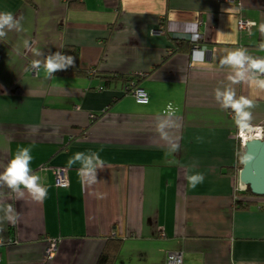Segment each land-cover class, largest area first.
<instances>
[{
    "label": "crops",
    "instance_id": "0c3cea01",
    "mask_svg": "<svg viewBox=\"0 0 264 264\" xmlns=\"http://www.w3.org/2000/svg\"><path fill=\"white\" fill-rule=\"evenodd\" d=\"M0 11L23 17V31L0 38V172L28 147L48 189L35 201L0 188L19 213L2 225L0 264H97L110 238L123 240L114 264H167L171 252L183 264H264V196L236 207L239 127L215 99V89L234 88L255 102L251 126L264 122V91L232 84L235 69L221 63L237 48L264 58V0H0ZM65 46L88 77L32 71L33 60ZM112 75L139 77L149 103L126 94L120 78L107 84ZM169 104L177 119L163 140L156 123L172 115ZM174 141L177 153L168 150ZM89 150L105 161L92 186L68 166ZM190 166L204 177L195 188ZM56 169L68 187L55 186Z\"/></svg>",
    "mask_w": 264,
    "mask_h": 264
},
{
    "label": "clouds",
    "instance_id": "9594fccd",
    "mask_svg": "<svg viewBox=\"0 0 264 264\" xmlns=\"http://www.w3.org/2000/svg\"><path fill=\"white\" fill-rule=\"evenodd\" d=\"M23 17L14 15L10 11H0V38H6L9 32L23 31L22 25ZM261 31H264V25H261ZM24 47L30 49L29 42L24 41ZM264 49V43L260 45ZM36 56H41L40 51L35 52ZM75 58L71 55H65L62 52L49 54L43 60L35 59L32 62V68L39 70L44 68L49 77L53 74L66 70L74 66ZM193 61L197 63L204 62V52L196 50L193 53ZM221 63L229 65L235 72L229 76L232 84H239L241 82H248L254 85L258 90L264 91V78H260L256 73L264 74V58H253L247 54V50L237 48L230 51L222 60ZM247 66V67H246ZM251 73L252 75H249ZM215 99L223 109H230L235 117V123L241 131L251 128L252 109L256 106L255 102L246 97L239 96L237 98L234 88L228 87L223 91L215 89ZM167 115L163 120L156 123V129L159 137L163 140H169L168 129L172 125L170 121L174 118V110L172 105L167 107ZM169 152L177 153L179 151L178 141L171 142L168 148ZM32 155L31 149L23 147L17 150L16 154L4 166L3 171L0 172V188H7L10 193H14L16 198L22 199L25 192L31 196L35 201H43L47 196V187L41 182V177L34 173L31 168ZM170 163H176L175 160ZM79 165L77 174L82 184L87 186L95 185L98 182V170L105 169V161L101 159L99 152L87 151L76 152L68 161V166ZM194 171L193 167L186 169L185 175L191 187L195 188L197 184L203 182V175L201 173L189 174ZM98 198H103V194L98 193ZM0 232L3 231L2 225L4 222L15 224L18 221L19 213L13 208L12 204L6 202V194L0 191Z\"/></svg>",
    "mask_w": 264,
    "mask_h": 264
},
{
    "label": "trees",
    "instance_id": "16d2710c",
    "mask_svg": "<svg viewBox=\"0 0 264 264\" xmlns=\"http://www.w3.org/2000/svg\"><path fill=\"white\" fill-rule=\"evenodd\" d=\"M28 1V0H26ZM69 7L75 8L77 5L70 4ZM62 53L65 55H71L75 58L74 60V66L67 68L66 70H61L56 73H54L57 77H71V78H85L88 77V71H85L79 67V54L75 47L71 46H65L62 50ZM117 78L122 79L126 85L129 86L131 83H135L136 87L140 86V80L138 81L139 77H133V76H115L112 75L110 78H105L106 83L109 84L110 80H115ZM143 79H146V75L142 77ZM96 119L97 117H93ZM238 160L236 164L235 170H241L243 166V153L241 151L240 145L238 143ZM238 197H236L235 205L237 208H246L250 205L251 197H257V195L253 194L248 188L246 191H237ZM123 245V240L120 238H110L107 240L104 249L102 250L99 259L97 261V264H114L120 250Z\"/></svg>",
    "mask_w": 264,
    "mask_h": 264
},
{
    "label": "built area",
    "instance_id": "2783aa9c",
    "mask_svg": "<svg viewBox=\"0 0 264 264\" xmlns=\"http://www.w3.org/2000/svg\"><path fill=\"white\" fill-rule=\"evenodd\" d=\"M229 3H233L236 5H240V0H226ZM253 23L240 20L239 22V28L242 31H250L252 28ZM194 53V51H193ZM32 71L34 72L35 70L32 68ZM126 94L132 95L136 102L138 104L146 105L149 103V97L147 92L140 88L136 87L135 83H131V85L127 86L125 88ZM237 143H239L241 151L243 152V149L248 141L251 140H263L264 139V122L251 126L250 129H247L245 131H241L240 128L237 133ZM54 178H55V186L59 188H66L68 187V180L66 173L63 169H56L54 170ZM246 188L241 187L240 185L238 186V191H246ZM57 246V240H50L49 245L46 249V258H52L54 256V252L56 250ZM184 259L183 255L180 252H171L168 255L167 258V264H183Z\"/></svg>",
    "mask_w": 264,
    "mask_h": 264
},
{
    "label": "water",
    "instance_id": "95a60500",
    "mask_svg": "<svg viewBox=\"0 0 264 264\" xmlns=\"http://www.w3.org/2000/svg\"><path fill=\"white\" fill-rule=\"evenodd\" d=\"M243 166L239 185L250 188L257 196H264V139L248 141L243 149Z\"/></svg>",
    "mask_w": 264,
    "mask_h": 264
}]
</instances>
